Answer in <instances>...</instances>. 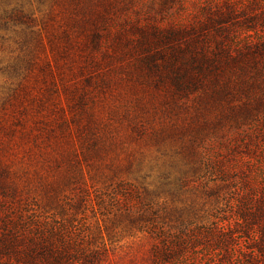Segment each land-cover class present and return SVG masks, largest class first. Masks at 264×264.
<instances>
[{
  "label": "rangeland",
  "instance_id": "374dc122",
  "mask_svg": "<svg viewBox=\"0 0 264 264\" xmlns=\"http://www.w3.org/2000/svg\"><path fill=\"white\" fill-rule=\"evenodd\" d=\"M27 1L37 30L46 26L37 62H52L55 81L45 88L30 78L23 106L0 113V128L13 130H0V264H55L49 250L27 246L25 236L42 233L55 234L53 251L58 235L73 242L63 264H217L222 253L211 248L213 234L234 201V185L246 178L263 184L264 0H111L126 4L115 12L119 18L146 13L139 22L156 16L192 27L206 23L204 13L224 20L195 31L181 60L157 57L158 70L141 62L146 51L113 54L105 34L91 64L83 45V126L93 114L104 140L94 149L84 130L79 141L77 111L62 90L80 80L72 76L77 47L57 56V66L46 39L66 30L72 45L84 40L72 21L84 19L88 0ZM5 36L0 67L20 65L31 51L18 47L13 31ZM7 83L0 72V96ZM182 240L196 247L166 261L155 252Z\"/></svg>",
  "mask_w": 264,
  "mask_h": 264
},
{
  "label": "trees",
  "instance_id": "16d2710c",
  "mask_svg": "<svg viewBox=\"0 0 264 264\" xmlns=\"http://www.w3.org/2000/svg\"><path fill=\"white\" fill-rule=\"evenodd\" d=\"M93 3L94 0L85 2L86 16L84 19L72 21V24L83 32L84 40L74 42L72 45L66 30L60 32L59 36L50 35L46 38L52 61L56 62L57 66V56H68L66 53L67 48L70 47L68 48L69 50L74 45L77 47L72 58V60L77 62V70L72 76L77 74L79 76L75 77V79L80 78V80L75 81L70 86H63L62 90L67 106L72 110L76 108L77 113L73 115L72 121L76 125L79 141L83 142L84 130L87 137L91 139L92 149L97 146H103L104 140L100 130H97L98 119L93 114H88V126H83V103L85 101L83 94V45L86 48H91L87 53L89 58L88 60L86 59L91 64L96 60L94 57L97 51L101 50V38L105 34L113 54L117 53V56H122L131 54L132 51L136 50L146 51L141 62L149 68L152 67L158 70V65L155 64L157 57L163 56V63L169 59L172 62L181 60L192 49L194 39H192L191 35L195 31L205 25L215 26V24H220L224 20L220 14L214 15L215 19H213L209 18L208 14L210 13H204L206 23L192 27L178 24L172 20L163 23L158 21L156 16L151 22H139L140 19L145 17L146 13L136 16L135 19H131L128 14L120 18L115 14V12L126 8L125 3L114 5L111 0H103V5L101 4V8L97 10L92 8ZM227 7L228 9L225 11H227L228 15L229 13L231 15L234 7L229 3ZM134 8L136 9L137 7ZM111 12H114L113 17L109 16ZM83 20L87 25L84 29ZM36 22L34 12L29 8L27 0H0V43L6 41L5 33L13 31L18 36L15 40L18 47L31 51L23 57L20 65L11 64L0 67V72L7 74L8 82L2 89L0 96V113L5 115L8 109H16L19 104L20 107L23 106L21 100L33 90L30 86V78L35 79L36 82L37 79H40L45 88L49 86V79L54 84L55 71L53 68L55 67L52 66V62L48 60H44L42 63L37 62L38 58H40L36 54L37 49L42 48L44 50L41 33L46 30V26L45 22H42V29L39 32L36 28ZM104 25L106 26L105 28ZM115 25H118V27H115ZM100 28L104 32H100ZM1 32H4V34H1ZM32 42H34V47L30 49L28 45ZM111 54L110 52H102L101 55L110 59L112 58ZM66 69H68V72L72 71L70 66L66 67ZM90 78L91 76L86 78L87 83H91ZM107 82L108 79L102 78L99 84L105 85ZM34 84L36 83L34 82ZM15 120L19 123L17 118ZM2 122H4L3 119ZM43 122L45 121L43 120ZM0 130L3 134L13 133L11 128L1 127ZM26 133L29 134V131ZM224 173L226 172L224 171ZM246 179L240 182L239 185H234V201L229 204L227 214L219 220L223 225L213 234L214 243L211 248L214 247V251L222 253L217 264H222L221 259H226L228 264H257L258 260L264 257V177L263 184L258 185L251 184L248 180L249 178ZM136 213H140V216L147 215L145 212L141 213L140 211ZM34 235L39 234L25 236L29 242L28 247L49 250L48 252L54 257L55 264H63V262L65 263L72 259L73 255L71 252L74 249V244L71 240H66L61 235H58L56 239L59 241V249L54 250V252L48 248L51 247L49 240L55 234L45 235L42 233L40 234L42 236ZM189 247L195 248L196 244L182 240L179 243H171L170 246L163 244L161 251L155 250V252L160 255L162 253L161 257H163V261H166L167 256L183 253ZM77 260L81 261L83 259L78 257ZM260 261H263L262 264H264V258H261Z\"/></svg>",
  "mask_w": 264,
  "mask_h": 264
}]
</instances>
